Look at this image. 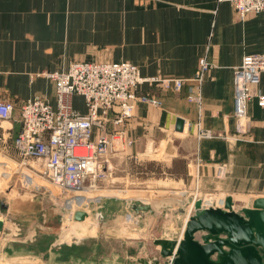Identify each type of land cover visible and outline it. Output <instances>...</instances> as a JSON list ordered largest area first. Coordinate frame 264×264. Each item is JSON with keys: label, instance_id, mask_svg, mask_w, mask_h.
I'll return each mask as SVG.
<instances>
[{"label": "crops", "instance_id": "obj_1", "mask_svg": "<svg viewBox=\"0 0 264 264\" xmlns=\"http://www.w3.org/2000/svg\"><path fill=\"white\" fill-rule=\"evenodd\" d=\"M263 51L264 13L240 20L230 0H0V98L16 106L35 96L54 104L52 81L36 74L66 70L73 60H123L136 64L143 77L183 78L194 76L201 58L208 62L197 101L187 98L193 82L176 92L156 84L140 86L161 104H136L127 130L132 145L109 159L112 173L104 187L128 193L107 194L118 200H104L103 207L116 205L122 213L130 211L131 192L143 189H121L114 182L153 181L147 168L156 158L168 171V164L185 158L180 179L190 184L197 178L201 190H222L226 197L242 195L241 208L264 198V108L253 100L247 123L238 127L232 84L233 68L243 56ZM254 87L264 93V72ZM73 106L85 111L80 96L73 97ZM10 127L12 137L18 125ZM219 165L225 166V175L215 178ZM34 181L29 192L0 200V264H126L124 243L135 245L130 258L135 264L167 263L155 220L141 226L145 214L137 217L131 223L144 236H121V251L115 250L113 258L100 255L95 252L100 244L88 242L95 235L69 238L70 215L59 222L57 200L43 198L41 183ZM224 197L217 195L215 204L221 207ZM206 198L213 202L211 196L203 202ZM63 208L70 214V201ZM147 215L154 219L157 212Z\"/></svg>", "mask_w": 264, "mask_h": 264}, {"label": "built area", "instance_id": "obj_2", "mask_svg": "<svg viewBox=\"0 0 264 264\" xmlns=\"http://www.w3.org/2000/svg\"><path fill=\"white\" fill-rule=\"evenodd\" d=\"M230 2L240 20L251 13H264V0ZM208 66L205 58H201L192 78L143 77L138 66L129 61L73 60L66 70L37 73V76H45L52 81L55 103L35 96L16 106L11 100L0 98V144L3 143L1 148L10 149L13 153V156H4L18 167L31 168L61 194L76 193L85 186L93 187L96 182H105L112 173L108 166L111 155L126 152L132 145L133 140L127 130L136 104H161L157 97L142 92L140 86L156 84L164 90L176 92L188 82H193L187 98L197 101L200 98L199 83ZM262 72L264 51L244 55L241 63L233 68V116L238 127L247 123V106L253 100L264 108V93L254 87ZM74 96L83 99L84 112L73 106ZM11 124L18 125L12 137ZM200 133L210 135L206 131ZM7 138L10 139L9 145L5 144ZM215 173L223 175L225 166L219 165ZM196 200L194 198L190 202L188 215L192 210L194 212ZM200 200L201 207L207 208ZM187 220L188 217L178 233L171 237L175 246L172 254L167 256L166 264L171 263Z\"/></svg>", "mask_w": 264, "mask_h": 264}, {"label": "rangeland", "instance_id": "obj_3", "mask_svg": "<svg viewBox=\"0 0 264 264\" xmlns=\"http://www.w3.org/2000/svg\"><path fill=\"white\" fill-rule=\"evenodd\" d=\"M4 125H7V123H4ZM2 144L3 143L0 144V193L2 198L0 200L2 202H4L6 199L8 200L12 192H29L30 189H32L34 186V180H37L41 183L40 191H42L43 193L40 194H42L43 198H47L48 200H50L49 198H55V200H57L60 210L59 222H65L66 219L69 220L68 218L70 215L69 238H75L84 235H95V237H90L88 242L90 245L93 241H97L100 244L95 249V252L98 251L100 255H107V257H110V255H112L115 250L121 251V236L123 238H126L127 236H144L143 233H145V231L141 230L140 234H138V230L136 229L135 225L131 223L137 220V218L134 217V214L131 211H124L123 213L120 211H116V205L110 206L108 208L103 207L104 200L108 201L109 204H113L116 202V200H118L113 196L107 197V194L121 195L126 194L127 191H111L110 189L116 190L115 188L117 187H104V183L103 181H101L96 182L95 186L93 187L85 186L84 189L76 193L72 192L61 194L58 190L52 188L44 180H42L34 172H32V170H30L31 168L18 167L13 162L7 160L4 155L9 154L10 156H13V153L10 149L1 148ZM5 144H10L9 138L6 139ZM183 159V161L172 162L168 164V168L171 173L168 171L166 164H164V161H162L160 158L154 159V163H152L153 165L149 164L148 168L146 166H142L143 168H147L153 171V181H136V183H134L131 180H126L114 182L115 185H122L123 188L121 189H129L130 186L133 187V189H143L142 191L131 192V194H146L152 196L171 195L188 200L187 204H185V206L183 207V212L181 213L176 212L177 208L171 206L158 210L157 216L154 217V219L151 216L147 215V213L144 215V218L146 219H144L145 221L142 220L143 223H140L141 226L142 224H144V222L155 220L156 224H158V231L160 230L159 233H156L155 236L161 235L160 238L162 237V235L166 236L167 238H171L172 235L178 233L177 231L180 229L187 217L189 218L190 216H192L191 214H194L192 210L188 215V208L192 199L200 198L203 202L205 196H211L213 197V202L211 204L206 202L202 203L204 207H208L210 205L214 206L213 204H215V197L217 195H223L225 197L227 196V193L223 192L222 190H201L199 188V182L197 181V178H195L193 183L190 184H188L189 182H187L186 180L180 179V175L183 171V163L186 161L185 158ZM223 175H225V173ZM223 175H215L214 177L222 178L224 177ZM150 177L151 175L149 172V179ZM100 189L106 191H99ZM241 197L242 195L239 196L232 194L233 210L240 211V208L243 206L242 204L245 203V201L239 200L243 199ZM68 201H70V214L66 211V209L63 208L67 205ZM218 204L221 205L220 203ZM221 207L223 209L224 205H222ZM77 226H83V228ZM127 226L130 229H128ZM154 231L155 229L151 230V233H153ZM24 232L25 231L23 230L22 233L24 234ZM130 240L133 241V239ZM42 241L46 242L47 240ZM148 242L149 244L151 243L150 240ZM122 246H124L127 256L124 255L123 258H121L120 256L118 257H120L121 259H126L128 261L126 262V264H135L134 260L130 259L131 257H134V253L136 252V247H134L135 245L124 243V245ZM149 247L151 249L153 248L152 245H149ZM142 254L143 253L139 252V255ZM113 257L114 256L112 255L111 258Z\"/></svg>", "mask_w": 264, "mask_h": 264}, {"label": "water", "instance_id": "obj_4", "mask_svg": "<svg viewBox=\"0 0 264 264\" xmlns=\"http://www.w3.org/2000/svg\"><path fill=\"white\" fill-rule=\"evenodd\" d=\"M187 202L171 195L132 194L128 209L141 218L171 206L181 213ZM232 207L230 196L223 209L203 208L201 200H196L170 264H264V198L254 199L238 212ZM1 227L0 219V231ZM158 242L161 254L170 256L175 240L162 235Z\"/></svg>", "mask_w": 264, "mask_h": 264}, {"label": "bare ground", "instance_id": "obj_5", "mask_svg": "<svg viewBox=\"0 0 264 264\" xmlns=\"http://www.w3.org/2000/svg\"><path fill=\"white\" fill-rule=\"evenodd\" d=\"M205 201H206V203H207V202H211L212 200H211L210 198H206ZM214 205H215V207L222 208V207H220V206H217L216 204H214ZM237 212H238V211H237Z\"/></svg>", "mask_w": 264, "mask_h": 264}]
</instances>
